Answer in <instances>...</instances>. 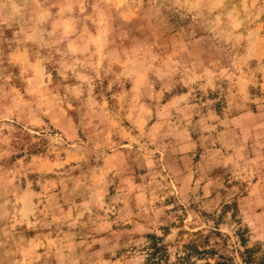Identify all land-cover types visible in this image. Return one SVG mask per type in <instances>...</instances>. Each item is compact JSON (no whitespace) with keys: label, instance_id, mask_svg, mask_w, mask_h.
I'll use <instances>...</instances> for the list:
<instances>
[{"label":"rangeland","instance_id":"374dc122","mask_svg":"<svg viewBox=\"0 0 264 264\" xmlns=\"http://www.w3.org/2000/svg\"><path fill=\"white\" fill-rule=\"evenodd\" d=\"M0 264H264V0H0Z\"/></svg>","mask_w":264,"mask_h":264}]
</instances>
